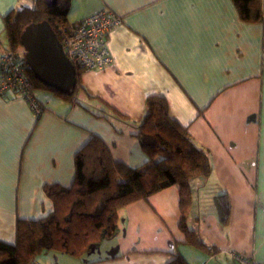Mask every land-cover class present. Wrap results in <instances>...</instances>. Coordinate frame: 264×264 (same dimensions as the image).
Segmentation results:
<instances>
[{"label": "crops", "instance_id": "1", "mask_svg": "<svg viewBox=\"0 0 264 264\" xmlns=\"http://www.w3.org/2000/svg\"><path fill=\"white\" fill-rule=\"evenodd\" d=\"M30 2L0 0V54L9 48L3 17ZM101 9L122 17L109 36L112 62L82 69L72 101L34 88L43 108L36 115L19 95H0V241L14 243L17 219L53 210L44 185H71L74 155L91 135L115 162L143 164L147 156L131 132L146 97L158 95L209 155L208 178L191 180L187 224L218 251L184 242L172 185L120 208L115 235L80 264H167L176 255L188 264H235L231 252L264 264V16L244 22L231 0H71L67 21ZM222 192L230 202L226 225L214 204ZM60 256L37 260L52 264Z\"/></svg>", "mask_w": 264, "mask_h": 264}, {"label": "trees", "instance_id": "2", "mask_svg": "<svg viewBox=\"0 0 264 264\" xmlns=\"http://www.w3.org/2000/svg\"><path fill=\"white\" fill-rule=\"evenodd\" d=\"M231 1L242 21L257 23L263 20L264 0ZM70 2L55 0L49 4L46 0H32L31 6L9 11L3 17L9 48L20 54L25 63L20 35L26 25L42 20L49 23L60 40L59 27L72 26L67 21ZM81 70V67L75 66L76 83L68 93L45 86L29 68L27 74L34 88L50 90L72 101ZM111 115L125 120L117 111ZM131 135L137 138L147 156L143 164L130 167L115 162L107 145L96 135H91L74 155L71 185H44L53 210L38 219H17L14 243L0 241V264H27L51 252L81 258L103 240L115 235L120 208L137 200H145L149 195L172 185L178 187V227L184 234V242L215 254L218 250L207 245L197 231L187 224L192 204L191 180L197 177L206 179L210 175L208 153L194 143L185 127L170 117L167 101L158 95L146 97L144 115ZM214 204L220 222L226 225L230 214L227 194L222 192L217 195ZM55 263L54 259L52 264ZM167 264L188 263L176 255Z\"/></svg>", "mask_w": 264, "mask_h": 264}, {"label": "built area", "instance_id": "3", "mask_svg": "<svg viewBox=\"0 0 264 264\" xmlns=\"http://www.w3.org/2000/svg\"><path fill=\"white\" fill-rule=\"evenodd\" d=\"M122 24V17L111 10L101 9L82 17L71 27H59L62 49L75 66L85 70H99L112 62L109 49L111 32ZM34 85L27 74L21 55L6 48L0 54V95L15 93L30 105L36 115L43 108L33 95ZM235 264H260L253 256L231 252ZM27 264H43L32 259Z\"/></svg>", "mask_w": 264, "mask_h": 264}, {"label": "water", "instance_id": "4", "mask_svg": "<svg viewBox=\"0 0 264 264\" xmlns=\"http://www.w3.org/2000/svg\"><path fill=\"white\" fill-rule=\"evenodd\" d=\"M20 44L27 68L39 82L61 93L70 92L76 83L75 67L47 21L26 25L20 35Z\"/></svg>", "mask_w": 264, "mask_h": 264}, {"label": "rangeland", "instance_id": "5", "mask_svg": "<svg viewBox=\"0 0 264 264\" xmlns=\"http://www.w3.org/2000/svg\"><path fill=\"white\" fill-rule=\"evenodd\" d=\"M31 5V2L29 3L28 6ZM41 258V257H39ZM86 258V255L81 257V258H74L72 256H69V255H64L62 254V256L59 257L58 261H56L55 264H80L83 262V259ZM54 260L52 259V262Z\"/></svg>", "mask_w": 264, "mask_h": 264}]
</instances>
